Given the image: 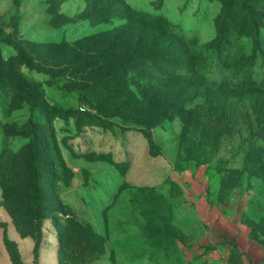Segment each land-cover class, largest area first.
Masks as SVG:
<instances>
[{
	"label": "rangeland",
	"instance_id": "374dc122",
	"mask_svg": "<svg viewBox=\"0 0 264 264\" xmlns=\"http://www.w3.org/2000/svg\"><path fill=\"white\" fill-rule=\"evenodd\" d=\"M0 264H264V0H0Z\"/></svg>",
	"mask_w": 264,
	"mask_h": 264
},
{
	"label": "trees",
	"instance_id": "16d2710c",
	"mask_svg": "<svg viewBox=\"0 0 264 264\" xmlns=\"http://www.w3.org/2000/svg\"><path fill=\"white\" fill-rule=\"evenodd\" d=\"M163 23H164V27H165V30H164V35L166 34V31H169L168 29H169V27L167 26L168 24H167V21L165 20V18H163ZM5 41H7V42H10L8 39H4ZM11 43V42H10ZM198 58H200V57H198ZM189 62H191V63H189V66H184L183 65V67L184 68H186V69H189V70H200L199 68H201L202 66L200 65H198V64H194V62H192V61H189ZM202 62V61H201ZM204 69H203V71H200L201 73L200 74H202L203 76H206V69H205V67H203ZM196 72H198V71H196ZM222 86V85H221ZM55 111H61V109L60 108H58V107H53L52 109H50V112H55ZM148 139H149V141L151 142V144L153 145V146H155V143H154V140H153V137H152V135L151 134H148ZM31 166H32V168L34 169V170H36V167H37V162H38V155H37V147H36V145L34 144V143H32V145H31ZM37 181H38V179H37V177H34L33 179H32V182H31V184H32V188H33V196L34 197H36V195H37Z\"/></svg>",
	"mask_w": 264,
	"mask_h": 264
}]
</instances>
